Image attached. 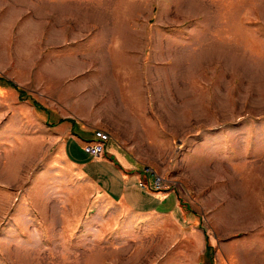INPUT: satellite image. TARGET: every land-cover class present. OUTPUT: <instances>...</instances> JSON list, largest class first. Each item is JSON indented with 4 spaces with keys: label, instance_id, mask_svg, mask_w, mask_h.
I'll list each match as a JSON object with an SVG mask.
<instances>
[{
    "label": "rangeland",
    "instance_id": "obj_1",
    "mask_svg": "<svg viewBox=\"0 0 264 264\" xmlns=\"http://www.w3.org/2000/svg\"><path fill=\"white\" fill-rule=\"evenodd\" d=\"M129 86L174 215L120 212L45 125ZM0 264H264V0H0Z\"/></svg>",
    "mask_w": 264,
    "mask_h": 264
},
{
    "label": "crops",
    "instance_id": "obj_2",
    "mask_svg": "<svg viewBox=\"0 0 264 264\" xmlns=\"http://www.w3.org/2000/svg\"><path fill=\"white\" fill-rule=\"evenodd\" d=\"M124 96L127 102L124 103L123 112L115 111L103 93L100 101H94L93 104V95H89V92L85 96L84 113L64 115L63 108L51 111L43 108L46 114L45 125L55 132V142L66 161L76 167L82 179L93 185L100 198L107 200L120 212L138 218L174 215L179 203L177 200L168 201L172 193H147L139 187V183L148 177L142 174V162L132 150L138 145L135 143L136 120L132 111L135 94L131 86ZM95 130L107 132L110 140L102 155L91 158L83 152L82 147L93 140ZM73 150L81 155L74 154Z\"/></svg>",
    "mask_w": 264,
    "mask_h": 264
},
{
    "label": "built area",
    "instance_id": "obj_3",
    "mask_svg": "<svg viewBox=\"0 0 264 264\" xmlns=\"http://www.w3.org/2000/svg\"><path fill=\"white\" fill-rule=\"evenodd\" d=\"M110 140V135L103 130H95L93 133V140L86 142L82 150L83 152L91 157L97 158L104 153L105 146ZM142 174L148 177L146 181L142 180L139 183V187L147 193H163L165 192L162 188L164 181L156 173L150 171L149 169H144Z\"/></svg>",
    "mask_w": 264,
    "mask_h": 264
},
{
    "label": "trees",
    "instance_id": "obj_4",
    "mask_svg": "<svg viewBox=\"0 0 264 264\" xmlns=\"http://www.w3.org/2000/svg\"><path fill=\"white\" fill-rule=\"evenodd\" d=\"M33 106L36 107V108H38V109H40V107H38L37 104H33ZM206 246L208 247V245H206Z\"/></svg>",
    "mask_w": 264,
    "mask_h": 264
}]
</instances>
